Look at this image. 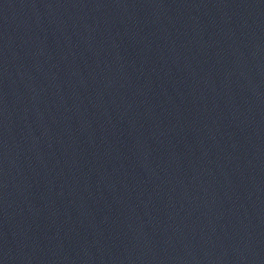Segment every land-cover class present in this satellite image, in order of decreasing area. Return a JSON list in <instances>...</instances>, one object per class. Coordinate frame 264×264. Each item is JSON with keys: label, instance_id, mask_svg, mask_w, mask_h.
<instances>
[{"label": "water", "instance_id": "1", "mask_svg": "<svg viewBox=\"0 0 264 264\" xmlns=\"http://www.w3.org/2000/svg\"><path fill=\"white\" fill-rule=\"evenodd\" d=\"M0 264H264V0H0Z\"/></svg>", "mask_w": 264, "mask_h": 264}]
</instances>
